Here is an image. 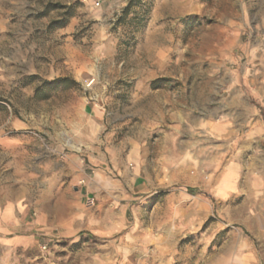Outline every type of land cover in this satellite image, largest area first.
Returning a JSON list of instances; mask_svg holds the SVG:
<instances>
[{"label": "rangeland", "instance_id": "1", "mask_svg": "<svg viewBox=\"0 0 264 264\" xmlns=\"http://www.w3.org/2000/svg\"><path fill=\"white\" fill-rule=\"evenodd\" d=\"M247 117L264 123V0H0V218L49 226L0 231V264H258L240 199L205 187ZM176 122L210 151L184 172L151 159ZM241 237L246 261L224 245Z\"/></svg>", "mask_w": 264, "mask_h": 264}, {"label": "crops", "instance_id": "2", "mask_svg": "<svg viewBox=\"0 0 264 264\" xmlns=\"http://www.w3.org/2000/svg\"><path fill=\"white\" fill-rule=\"evenodd\" d=\"M248 109L255 112L257 107H248ZM92 111L100 117L99 108L94 107ZM245 123H241L236 130H231L232 134H240V138L231 144L230 151L234 150V153L230 155V160L226 163L224 170L215 176V180H211L213 178L211 177L209 182L205 183V187L211 188L213 187L211 181L215 182L217 197L226 203L236 198L240 199L234 203L230 221L240 222L238 227L245 235L248 234V230L252 231L260 238V246L264 248V123L258 117H254L253 120L247 117ZM173 125L174 130L168 134L167 143L161 146L160 156L154 155L151 159L161 161L162 167L175 168L176 172H184L190 166L199 167L204 164L202 156L210 153L209 148L199 147L193 132L190 133L194 136L191 141H185L183 136H179L183 133L179 132L183 122L181 124L176 122ZM144 157H149L148 150ZM224 157L225 155L221 156V158ZM207 165L210 164L207 163ZM172 177L170 181L178 179ZM200 178L201 176L197 174L193 179ZM82 196L84 197V194ZM44 221V217L38 216L30 220L24 212L7 208L0 218V231L4 233L8 244L31 243L38 235H47L45 231L49 226ZM224 245L234 248L237 258L244 261L251 258L250 252L240 249L243 245H248L247 239L241 237L240 242L230 240ZM263 260L264 255L261 254L258 264H262Z\"/></svg>", "mask_w": 264, "mask_h": 264}]
</instances>
